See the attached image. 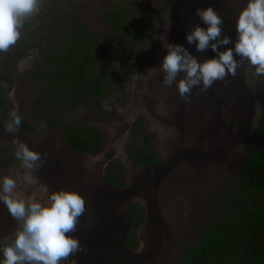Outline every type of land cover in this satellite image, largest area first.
<instances>
[{
    "label": "rangeland",
    "instance_id": "obj_1",
    "mask_svg": "<svg viewBox=\"0 0 264 264\" xmlns=\"http://www.w3.org/2000/svg\"><path fill=\"white\" fill-rule=\"evenodd\" d=\"M218 1L234 6V0ZM116 4L128 17L137 43L116 36L109 29L108 11ZM140 11L149 18L151 33L147 31L148 27L138 13ZM180 14L167 0H42L39 12L25 22L21 38L7 52L0 53V90L5 100V105L0 109V158L10 155L13 159L8 167H0V183L5 176L13 178L16 181L14 196L19 199L28 203H46L49 194L65 190L78 192L86 205L93 197L98 203L105 198L113 207L116 199L113 189L106 182L107 168L117 166L124 171L126 188L140 184L146 177L145 170L134 166L127 152L129 145L134 144L130 131L132 124L139 117L144 119L160 159V164L150 171L151 177L157 175L159 178L163 174H167V177L161 179L157 191L154 185L149 188L139 185L141 196L148 197L145 199L149 200V206L140 198L133 201V205L143 209L145 218L149 216L152 226L148 231H153L152 245L139 244L138 251L145 252V260L143 262L142 258L140 264H182V248L195 243L202 229L212 221L213 214L221 210L224 196L238 174L236 170L241 168L255 142L252 126L258 121L252 102L257 100L260 104L264 85L259 77L254 80L252 97L242 82L244 68L238 69L239 82L232 84L229 90L219 94L214 89L211 97L203 95V98L213 99L206 106H194L192 102L189 106L178 107L181 103L173 97L178 91L176 84L170 89L163 84L161 64L169 44L186 48L180 29ZM72 15L78 16L103 45L100 50L101 70L107 78L108 97L96 100L88 108L64 112L63 115L68 120L74 119L96 127L105 134V149L96 156L81 155L67 148L61 140L63 124L54 131L43 127L51 115L40 108L38 101L44 86L33 79L36 67L47 69L42 63L43 50L48 44L46 38L67 33ZM20 40H27L28 45L34 47L28 50L27 58L15 63L14 53L18 51ZM133 46L138 47L134 50ZM194 57L199 62L211 59L205 55ZM130 63L133 74L129 81H125L124 77L129 76L126 64ZM184 75L180 73L181 78ZM194 89L202 92L199 88ZM228 95L234 96H230L232 102L223 101L228 99ZM13 110L22 120L36 126L37 130L23 134L19 128L16 134L7 133L5 125ZM188 114H193L191 122L185 120ZM213 121L219 131L206 139H196L200 144L196 146L205 155L202 161L196 163L183 159L180 153L190 142L194 143L195 138H200L198 132L201 124L207 125ZM14 138L42 154L41 167L28 170L22 166V162L15 157ZM1 149L8 153L3 154ZM259 202L264 203V199ZM91 210V207H87L84 213V216L90 217L89 224L94 222ZM89 224L83 227L85 231L90 229ZM17 228V221L0 202V248L6 238L14 236ZM148 231L143 232L145 238ZM136 235L138 237L140 232L137 231ZM120 236L118 234V239ZM114 252L116 257L118 254L123 256L118 264H126L127 256L121 244L117 253ZM78 253L74 255L75 264H87ZM69 258L66 264H71ZM3 259L0 252V264Z\"/></svg>",
    "mask_w": 264,
    "mask_h": 264
},
{
    "label": "trees",
    "instance_id": "obj_2",
    "mask_svg": "<svg viewBox=\"0 0 264 264\" xmlns=\"http://www.w3.org/2000/svg\"><path fill=\"white\" fill-rule=\"evenodd\" d=\"M138 13L146 23L147 31L151 33L149 18L144 12ZM107 25L116 36H122L128 41L137 40L120 5L116 4L108 11ZM46 41L48 44L43 50L42 63L47 69L36 67L33 71V79L44 86L39 106L51 115L43 127L54 131L63 124L61 140L70 150L81 155H99L105 149V134L78 120L66 119L63 113L88 108L96 100L108 97L107 78L101 70L100 50L103 45L76 15H72L67 33L59 34L56 38L49 35ZM32 47L34 45H28L27 40H20L18 51L14 53L15 63L27 58L28 50ZM137 47L133 46V49ZM223 47L221 51H224ZM208 51L211 58L216 55L210 47ZM126 67L129 76L124 77V80L129 81L133 66L130 63ZM259 78L264 81V76ZM261 100L262 117L254 129L255 142L246 164L231 182L224 196L223 207L213 214L212 222L205 227L195 243L182 248V264H264V203L259 202L264 199V85ZM4 105V94L0 90V109ZM36 130V126L22 120L20 132L31 134ZM130 131L134 144L129 145L127 152L132 164L139 168H149L160 163L142 117L137 118ZM1 152L8 153L5 149H1ZM12 161L10 155L1 157L0 167H8ZM105 177L114 189L127 186L124 171L117 166L107 168ZM145 222L143 209L135 205L133 231L127 237L128 250L138 248L136 232ZM60 264H66V260Z\"/></svg>",
    "mask_w": 264,
    "mask_h": 264
},
{
    "label": "clouds",
    "instance_id": "obj_3",
    "mask_svg": "<svg viewBox=\"0 0 264 264\" xmlns=\"http://www.w3.org/2000/svg\"><path fill=\"white\" fill-rule=\"evenodd\" d=\"M41 2L0 0V53L17 43L25 22L39 12ZM195 14L207 27L194 26L186 35L187 42L195 44L200 52L210 47L216 55L199 62L183 45L169 44L161 64L166 87L175 83L180 97L187 100L194 87L206 91L215 81L235 76L237 68L245 61L255 69L253 76H264V0H248L236 20L234 47H223L224 51H221L222 46L232 44L233 40L222 34L223 19L212 7L197 8ZM234 54L240 59H235ZM180 73L185 75L177 80ZM9 115L5 131L16 134L22 117L15 110ZM12 143L15 157L24 168L35 170L42 166L41 153L17 138ZM15 188L16 181L9 176L0 183V202L18 223L14 236L6 238L0 248L2 264H60L83 250L79 240L70 235L76 231L79 218L86 211L85 199L78 192L54 191L48 195L46 203H28L14 196Z\"/></svg>",
    "mask_w": 264,
    "mask_h": 264
},
{
    "label": "water",
    "instance_id": "obj_4",
    "mask_svg": "<svg viewBox=\"0 0 264 264\" xmlns=\"http://www.w3.org/2000/svg\"><path fill=\"white\" fill-rule=\"evenodd\" d=\"M169 3H171L179 12L180 17V29L182 30V37L186 42V49L193 55V56H199V55H205L210 56L208 49L200 52L196 50L195 44H189L186 39V35L190 33L192 28L196 25H199L201 27L206 28L207 25L203 24V22L200 20L199 17L196 16L195 12L197 8H204V7H212L217 14L223 19L222 27V34L224 35H232L229 26L226 23H224V19L226 17L230 18V26L233 28L235 27L237 17L240 13V11L246 7L247 2H238L234 0V6H232L229 2H221L218 0H167ZM187 1L191 4L187 6V9L189 11V14L184 13V3ZM207 4V6L205 5ZM232 6V8H230ZM224 29L227 30V32L224 31ZM224 32V33H223ZM227 47V46H225ZM246 70L245 73L247 75L249 90L252 91L251 95L254 97V80L258 76H253L254 69L251 70V68L246 63L245 66ZM238 68L236 71V75H228L225 80H218L213 83V85L208 88L207 91H202L199 93L198 90L192 89L191 94L189 95L187 100H184L180 97L179 92L177 91L173 97L176 98L177 101H180V105L178 107H184L189 106L192 102H194V106L197 104L205 105L213 100L207 97L203 98L204 94H208L207 96L211 97V94L213 93V90L221 93V91H225L226 89H230L232 87V84H235L239 82V76H238ZM245 75V76H246ZM182 79L180 74L177 77V80ZM175 84V83H174ZM173 84V85H174ZM173 85L171 87H173ZM171 87H168L170 89ZM240 89V88H239ZM243 90V88L241 87ZM214 91V92H215ZM234 97L233 95H228V99H224L225 102H232L233 99L230 98ZM217 97V95H216ZM203 98V99H200ZM260 100H261V93H260ZM259 100V101H260ZM212 102V101H211ZM214 104H216L214 102ZM235 105V104H234ZM233 106V105H232ZM255 118L257 119L258 123L255 122V124L252 126V130L258 126V124L261 121L262 117V100L259 104L257 100L252 102ZM201 107V106H200ZM196 108V107H193ZM192 108V109H193ZM207 108V107H206ZM233 108H238L236 106H233ZM191 109V110H192ZM193 114H196L194 112ZM193 114H188L187 117H185L186 122H191L194 117ZM219 128L215 125V122H210V124L203 125L201 124V128L198 132V135L200 138H195V142L185 147V150H183L180 153V156L183 157V159H189L191 161H196V163H199L202 161V157L205 155L202 154L199 150V148L196 146L200 145L196 142L197 140H200L202 138L206 139L208 138V135L213 134L215 132H218ZM195 137V135H194ZM65 145V143H63ZM204 144V143H203ZM201 144V145H203ZM66 146V145H65ZM67 147V146H66ZM68 148V147H67ZM157 167V166H156ZM154 167L153 169H155ZM151 169V170H153ZM146 172V177L144 178V181L140 184H137L136 186H133L131 188H122V189H113V195L115 196L114 199H116V202L113 203V207L111 206L110 202H107L105 198H102V202L98 203V200L96 201V198L93 200V197H90L88 200V204H85V207H91L90 213L94 215V222L93 224H89L90 217L81 216L79 218V222L77 224L76 231L73 233H70V235L76 239L79 240L82 251H79L78 255H82V261L87 264H118L120 260L123 259V256H119V254L116 257V254H114L116 251H118L120 244L122 246L124 254H126V264H140V260L144 257V253H140L137 251H130L127 249V237L130 233L133 231V211L135 205H133V201L140 198L143 199L145 202H147L148 206V197L141 196L140 193V187H144V185L149 188L154 185V190L157 191V186L160 184L161 179H164L167 177V174L161 175V177L157 178V175H154V177H151L150 174V168H144ZM153 178V179H152ZM125 212V213H124ZM148 213L150 214V210L148 208ZM128 214V217H127ZM151 219L147 215L146 217V223L141 226V228L138 230L140 232V235L138 236L139 244H146L152 245L151 243V236L153 235V231H148L151 223ZM89 224L90 229L85 231L83 227L85 225ZM147 230L146 238L143 236V232ZM118 234H121V236L118 239ZM148 245V246H149ZM86 251V252H85ZM77 256V257H79ZM119 256V257H118ZM70 263L76 259L73 256H70ZM145 258L142 259L144 262ZM141 261V263H142ZM125 264V263H124Z\"/></svg>",
    "mask_w": 264,
    "mask_h": 264
},
{
    "label": "flooded vegetation",
    "instance_id": "obj_5",
    "mask_svg": "<svg viewBox=\"0 0 264 264\" xmlns=\"http://www.w3.org/2000/svg\"><path fill=\"white\" fill-rule=\"evenodd\" d=\"M185 5H184V10H185V12L184 13H187V14H189V11H188V9H187V6L189 5V4H191V3H189L188 1H187V3L185 2L184 3ZM206 6H207V4H205ZM205 8H207V7H204V8H202V9H205ZM229 22H230V18L228 17H226L225 19H224V23H226V28H227V25L229 26V28H230V30H232L231 32L232 33H234L233 35H227V36H229V37H231L232 38V40H233V43L232 44H229V45H227V47H234V43H235V39H236V30H235V27H231L230 26V24H229ZM224 31L225 32H227V30L226 29H224ZM224 33V32H223ZM224 35H225V33H224ZM225 47V46H224ZM225 50V49H224ZM16 53H17V51H16ZM234 58L235 59H237V60H239L240 58L238 57V56H235V54H234ZM246 63H247V61H245V62H243V63H241V65L238 67V69H240V68H244V74L242 75L243 77H242V82H244V84H246V87L248 88V89H250L249 88V85H248V80H247V76H245L246 75V73H245V70H246V68H245V66H246ZM254 69V68H253ZM255 71V70H254ZM259 77V76H258ZM243 91H245V90H243ZM251 93H252V91L251 90H249ZM254 132V131H253ZM251 151V150H250ZM250 153V152H249ZM249 155V154H248ZM247 159H248V156H247V158H246V160H245V162L241 165V168L240 169H235L236 171H237V173H239L242 169H243V167L245 166V164H246V161H247ZM160 163H158L157 165H155V166H153V167H149L150 168V170L151 169H153L154 167H156V166H158ZM144 169V168H143ZM146 169V168H145ZM152 171V170H151ZM212 222V221H211ZM146 223V222H145ZM144 223V224H145ZM143 224V225H144ZM141 228V227H140ZM139 228V229H140ZM138 229V230H139ZM204 229L205 228H203L202 229V231H201V233L197 236V238H196V240L195 241H197V239H198V237L203 233V231H204ZM131 234V233H130ZM139 249V245H138V248L136 249V250H134V251H137ZM182 251V250H181ZM181 262H182V256H181Z\"/></svg>",
    "mask_w": 264,
    "mask_h": 264
}]
</instances>
